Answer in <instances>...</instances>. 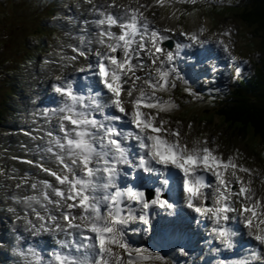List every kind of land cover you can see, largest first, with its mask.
Masks as SVG:
<instances>
[{
    "label": "snow or ice",
    "instance_id": "1",
    "mask_svg": "<svg viewBox=\"0 0 264 264\" xmlns=\"http://www.w3.org/2000/svg\"><path fill=\"white\" fill-rule=\"evenodd\" d=\"M168 2L154 0V5L163 7ZM154 5L141 0H104L93 6L98 14L94 23L100 47L73 51L85 60L89 55L94 57L77 71L95 77L101 90L93 92L90 88L85 96L74 91L72 82L53 85L62 101L58 108L46 109L43 115L46 123L51 125L54 119L55 125L41 129L43 136H32L33 141H41L31 149L39 159L25 162L47 178L32 182L34 194L22 198L41 222L39 227L27 219V213L25 219L35 229L33 234L56 231L65 236L60 241L61 250L51 253L48 264L162 261L164 258L148 247L134 246L129 234L148 231L141 226L151 224L147 211L150 207H174L161 199L173 171L182 183L187 208L212 220L215 238L225 248L233 247L236 234L226 225L237 220L264 245V197H258L251 186L253 170L237 163L239 153L225 157L206 140L189 142L180 128L172 127L162 115L177 107L171 98L164 100L159 94L169 92L176 87V80L182 79L171 65L180 49L190 45L177 44L175 53L161 47L171 39L163 33L174 30L154 27V21L145 14ZM181 35L200 42L196 33ZM224 48L228 51L226 44ZM140 172L162 177L161 187L150 202L144 191L127 186V179H138L134 174ZM241 173L249 178L245 180ZM28 183L25 176L17 187ZM237 184L238 189H234ZM32 255L39 264L42 258L35 251ZM257 259L264 260V254L253 252L239 264H252Z\"/></svg>",
    "mask_w": 264,
    "mask_h": 264
},
{
    "label": "rangeland",
    "instance_id": "2",
    "mask_svg": "<svg viewBox=\"0 0 264 264\" xmlns=\"http://www.w3.org/2000/svg\"><path fill=\"white\" fill-rule=\"evenodd\" d=\"M144 1L145 0H141V3H144ZM153 1L154 0H148V2ZM232 1L236 2L237 0H205L202 4H198V7H201L207 2L212 3L213 6H216L219 5L217 3L222 2L224 4H231ZM98 2L99 0H95V3L98 6L101 5ZM121 2H127V0H121ZM175 7H178V11L176 13L181 11L178 13L179 18H176L179 30H181V32L183 33L186 32L190 34V32L193 30L200 31L199 29L203 28L205 29V31L203 32H206V30L214 29L215 32L211 33V35L219 36L221 33L224 34L231 31V35H233L234 38L225 35L228 43L233 50L237 48V51H235L237 53V56L243 58V60L240 61V65L232 70V78L235 82V78L237 76L235 74L236 71L239 72L241 69L246 68L245 71L239 73L251 74L253 67H256L257 69V64L262 63V65H264L263 27H258L257 33H259V36L257 37V35L254 34V26H252L253 28H251L250 26L245 24L240 19L238 14H236V12L233 10H217V7H212L211 10H208V7L193 9V6H188L186 3H176L174 1L171 4H167L164 8L159 5H155V7H153L154 9L152 8L150 11V16H154L155 20L157 19V15L159 16V14H166L167 16H170L173 13L172 11L175 10ZM183 7L191 11L188 13H185L184 11L182 14ZM51 11H53V9L50 10V8L48 9L46 7L41 8V6L35 3V0H3V3H0V122H3V127L2 125L0 126V161L4 159L3 161L6 164L7 162L13 161L15 159L14 161L20 165V172L18 176L19 181L15 176V178L12 179L11 173L7 174V177L5 174L0 178V196L1 202L7 203L6 206L12 212L16 210V207L15 204H12L10 203L11 201H8V198L13 200L14 197L16 199L15 195L17 194L16 190L13 189L12 182L17 179L15 180L16 183L18 181L17 185L20 184L21 175L23 173L22 167H24V165L22 163V159L18 158L14 154V159L12 158L10 160V155L7 154L10 152H7V150H9L8 147L10 146V149L13 148L17 151L18 154H22L23 150L18 146L17 141L20 143L21 140V146H23L24 142L28 141L27 143L30 144L33 140L31 141L30 138L25 136L23 137V139H19L18 135L16 134L17 130L14 129L12 131L13 128L10 129L11 133L5 135L6 130L4 129V121L6 120V118L11 121L18 120L17 115L7 113L8 109L6 100L10 99L9 93L18 91L17 89H19V87H16L15 89L13 86L14 84H16V77L18 76L20 87L25 90V94H21L22 98L30 99L33 91L36 90L37 92V90H39V87H33L31 85L33 87L32 90V87L29 85L30 71L31 69H41V67L47 68L46 65H42L40 59H43L46 55H48V52H44L40 56L35 54L36 60H32L30 64L25 63L23 65V63L25 62L26 57L30 55L29 53H32V51L38 52V49H40L38 47H40L42 41L38 39H40L41 36L39 38H33L32 34L38 32L40 27L42 30H44L46 27L48 29H51L47 23L46 25H44V27L40 26L41 24L43 25V22H46V18H44L43 16L51 14ZM226 12L229 13L226 14ZM153 13L155 15H153ZM84 15H86V13ZM155 20L154 22H156ZM211 24L214 27L210 26ZM43 34L44 33H42L41 35ZM54 41L57 40L55 39ZM27 44L32 45L33 48L27 47ZM185 57L186 56H184L183 58ZM92 58L93 57H91V59ZM88 62L89 61L85 62L77 59L76 63L80 64L78 66H75L72 70L66 72V74L65 70H63L62 75L67 78L72 72H77L75 71L76 67L83 66V64H86ZM60 63H63L64 66H71V64L68 63L67 59L61 60ZM242 64L243 66L241 67ZM26 84L28 86H26ZM29 87H31V89H29ZM46 88L48 89V87ZM194 89L195 88H190V92H187L185 91L184 86L180 82L176 81L175 88L170 89L169 92L160 93L159 95L164 97L165 100L171 98L177 105L175 109L162 115H164L165 119L171 122L172 127H179L182 134L186 136V139L189 142L194 140H206L208 141L209 147L217 148V150L225 157L239 153L240 155L237 162L253 170L251 175V186L255 190L258 197H264V183H262L264 182V143L261 142L251 130H249L248 133L244 132L245 134L232 132V129L228 127L226 123V119L218 115V112H216L219 110H217L218 105H216V99L213 97H204L200 95L202 91ZM208 89L211 88H207V90ZM22 110L20 111V116L22 114V117L26 120V123L30 124L31 120L34 119V113H31L30 116H27V113H23ZM38 116L39 115L36 116V121H34L33 123L38 121ZM176 122L179 123L177 124ZM16 123L22 122L18 121ZM32 124L29 126H32ZM188 125H191V129L188 128ZM6 144H8V147H6L5 149V152L7 153H3L1 151V148L5 147ZM0 168L1 170H3L4 166L0 165ZM14 173L17 174V171ZM20 189L21 187L19 188V190ZM5 191H9L10 193H7ZM3 219L5 220L6 225L8 219L6 216H4ZM1 221L3 224L4 221ZM21 226H25V223ZM5 227L1 228L0 234H4ZM2 243L3 242H1V246Z\"/></svg>",
    "mask_w": 264,
    "mask_h": 264
},
{
    "label": "bare ground",
    "instance_id": "3",
    "mask_svg": "<svg viewBox=\"0 0 264 264\" xmlns=\"http://www.w3.org/2000/svg\"><path fill=\"white\" fill-rule=\"evenodd\" d=\"M92 1L95 2V0H92ZM98 3L99 4H103L104 1L99 0ZM144 3L147 4V5H154V3H148L147 0H145ZM79 5H81V6L83 5L81 7V8H83V11L78 16L79 18H81V16L82 17L85 16L84 15L85 14L84 11H86L88 6H90V5H88V4L85 5V3H83V2L81 4H79ZM94 5L98 6L97 4H94ZM153 7H151L150 10H148L147 13H145V14L149 17V19L154 21L155 17H151L150 16V11H151V9ZM174 14H175V12H173L170 16H166V15H163V14H159V16L157 15V19L155 20L156 22H154V26L160 27L162 29H164V28L173 29L174 31H170V32L164 33V35H168L169 37H171V39H175V40L179 39V37H180V39H181L180 43H186L187 41H189V38H188V36H186L185 38L182 37L180 35V33L178 32L177 19L174 17ZM94 15H96V14L94 13ZM75 23H76V21H73V24H75ZM73 24H71V23L67 24V30L69 32L66 33L67 35L70 36V38H68V39L71 40L75 44V47H73V48H78L80 50H86L88 47H91L93 50H95L96 48L100 47V45L96 43V37H93L91 34L87 35L88 38L84 39L85 43L81 44V39H78L81 36V32L79 30H77ZM93 29L95 31H98L96 25L93 27ZM196 34H202V33L197 30ZM72 36L76 37V39H73ZM88 41H92V43L89 45ZM73 48H70L67 53L64 52V56L61 57V60H66L67 59L68 63L71 64L70 67L64 66L63 63H60V61L57 60V61H54V62L52 61L49 64L48 69H42V68L41 69H31L30 76H29L30 77L29 85L30 86L32 85L33 87L34 86L35 87H39V90H37V92H36V90L33 91L34 95L32 93L34 98L42 97L44 95V92L47 91L46 87L49 86V87H51V90L53 91V95H51L48 92H46L48 101L49 100H53V99L55 101H61L62 97L59 94H57V93L54 94V90H53L52 84H51V82H53V81H51L52 76L54 74L56 75L57 72L62 74L63 70H65V74H66V72H68L69 70H72L75 66H78L80 63H76L77 59H80V60L85 61V62L94 60V57L91 56V55H89L88 60H85L84 57H80L79 56L78 52H74ZM167 51H169V50H167ZM183 52H184V47H182V50L179 51V55L180 54H185ZM73 56H76L77 59L76 60H70L69 58L73 57ZM91 57H93V58L91 59ZM180 58H181V55H180L179 59ZM145 59H146V57H145ZM86 65H87V63L83 64V66L76 67L75 71H77V69H79L81 67H86ZM175 65L178 66V70H179L180 64L176 63ZM166 66H168V65H165V67ZM179 72H180V70H179ZM73 73L74 72H72L70 75L73 76ZM183 73L185 75L184 78H186V75L188 73L187 69H184ZM76 74H79V71H77ZM141 74H142V76L144 75V73H142V72H141ZM70 75L66 78V80L71 78ZM75 78L76 77L74 76L72 79L73 80H77V82L81 81L82 84H87V81L90 80L91 84H95L96 86L101 88V85H99V83L96 80V78L91 76V75L89 76L88 80L81 79L80 76L77 79H75ZM31 87H29V89H31ZM33 87H32V90H33ZM49 105H50V103H48L47 109H50ZM38 106H40V105L36 104L37 115H39L37 122L33 123L32 126L25 125V124H22V123H17V126L12 127L13 129L17 130L16 134L18 135L19 139L20 138L23 139L24 136L32 139V136L41 135L44 132L40 131V130L44 129L45 125H50V124L46 123L47 118L43 115L44 110H43V112H39L42 109L41 108L38 109ZM28 133H31V136L28 135ZM27 142H24V145L21 146V143H19L17 141L18 146L21 147L22 150H23L22 154H18L17 151L15 149H13V148L10 149L9 148L10 146L8 147L9 150H7V152H10V153L14 154L15 156H17V157L22 159V163H23L24 167H22L23 168V173L21 175L20 184H22V180H23V178L25 176H27L28 181H29L28 184H23L22 185L21 189H24L23 192L25 191V188H30V184L32 182H36V181L43 180V179L47 178L43 172H40L36 167H34L33 165H30V164L25 162L27 160L36 161V159H37V157H39V155L37 153L31 151V149H34L37 144L41 143V141H32L30 144L27 143ZM26 170H31L30 171L31 174H27L26 175V172H25ZM241 175L244 176V173H241ZM245 177L246 176H244V178ZM179 196L181 197V193H179ZM155 197H156V195H154L151 199H155ZM151 199H149V202L151 201ZM174 208H175V210L173 211V210L161 209V208L156 207V206L150 207L147 211H148V214H149L150 219H151V224L150 225H142L141 226L143 228H147L148 231L147 232L138 233V234H136V233H130L129 234V239L131 237V234H132V236L134 238V239H131L133 245L136 246V247H148L150 249V251H152L153 253L159 254L164 259L173 261L175 259L176 254H177L176 253V249L174 247V245L177 244V240L174 239L173 236H170L169 242L167 244H165L164 243V238H162V237H165L167 232L159 231L160 229L158 230V226L156 227V225L158 224V218H159V220H162V218H163L162 212L168 213L170 211H173L174 214H176L175 211L178 208L177 207H174ZM13 215L14 214H12L11 216H13ZM17 215L21 216V217H23L25 219V213H23L22 211L19 210L18 212H16V214L14 216H17ZM6 217H7L8 221L6 222V227H5V230H4V234L12 232V229L15 230L17 227H20L22 224L25 223L24 221H22L18 225L17 224L13 225L11 219L8 216H6ZM27 219L32 220V215H27ZM37 222L41 223L40 221H37ZM153 227H156L158 231H154L155 232L154 233L153 232V230H154ZM34 232H35V229H31V231L27 232L29 239L41 237L38 234H33ZM12 234L13 233H10V235H9L10 239H14L15 238V236H12ZM53 235H54V233H47L43 237L46 238V239H51L53 237ZM56 236H57V234H55V237ZM2 247L3 248L7 247V251H8L9 248H12V249L15 248L14 245H10L9 246V245L5 244L4 242L2 243ZM53 248L54 249H58L57 246H54ZM18 251L23 252L22 253V260H21L22 264H37L36 257L32 255L33 247H31V246L24 247V245H22V246H20L18 248ZM6 262H7V260L2 261L3 264L6 263ZM41 263H43V262L40 261L39 264H41Z\"/></svg>",
    "mask_w": 264,
    "mask_h": 264
},
{
    "label": "trees",
    "instance_id": "4",
    "mask_svg": "<svg viewBox=\"0 0 264 264\" xmlns=\"http://www.w3.org/2000/svg\"><path fill=\"white\" fill-rule=\"evenodd\" d=\"M228 10L235 11L251 28L254 26V34L259 36L258 27L264 28V0H245L238 6H229ZM217 110L232 132L248 133L251 130L264 143V65L257 64L254 76L241 78L234 92L219 104Z\"/></svg>",
    "mask_w": 264,
    "mask_h": 264
}]
</instances>
